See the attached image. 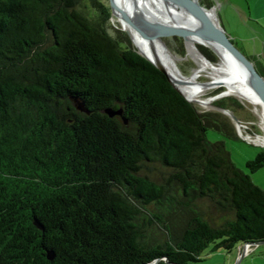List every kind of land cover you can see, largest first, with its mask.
Masks as SVG:
<instances>
[{"label": "trees", "instance_id": "16d2710c", "mask_svg": "<svg viewBox=\"0 0 264 264\" xmlns=\"http://www.w3.org/2000/svg\"><path fill=\"white\" fill-rule=\"evenodd\" d=\"M111 18L109 0H0V264H196L264 242V192L207 138L238 139L229 119Z\"/></svg>", "mask_w": 264, "mask_h": 264}, {"label": "bare ground", "instance_id": "6f19581e", "mask_svg": "<svg viewBox=\"0 0 264 264\" xmlns=\"http://www.w3.org/2000/svg\"><path fill=\"white\" fill-rule=\"evenodd\" d=\"M112 2L114 17L121 23L124 31L129 34L140 54L159 64L187 100L201 103L200 107L204 109L209 108L213 100H203L201 95L208 90L223 87L224 95L235 96L254 107H261L259 100L249 89L247 83L229 70L224 53L203 38L190 37L186 39L187 54L197 64V70L192 77L183 78L171 56L167 53L165 45L158 37L160 31L157 25L169 23L161 0H112ZM158 11L164 14L160 20L155 17V12ZM177 13L179 10L173 11L172 15ZM123 17H127L135 27L129 25L123 20ZM173 20L174 18L169 25L178 26ZM199 45L213 50L220 57L218 64L208 62L199 51ZM202 74H206L209 79L208 83L198 85L196 80ZM254 143L264 146V140L256 139Z\"/></svg>", "mask_w": 264, "mask_h": 264}, {"label": "rangeland", "instance_id": "374dc122", "mask_svg": "<svg viewBox=\"0 0 264 264\" xmlns=\"http://www.w3.org/2000/svg\"><path fill=\"white\" fill-rule=\"evenodd\" d=\"M211 8L212 7L207 8V9H211ZM212 15L215 17L214 14ZM111 23L114 27L118 28L119 30L121 31L124 30L121 26V23L118 22V20L114 17L113 14L111 18ZM158 37L161 39L160 41L164 45H166L165 48L167 47V49L170 52L169 53L168 50L166 49L167 53L171 56L173 62L176 64V67L178 71L180 72V74L183 76V78L192 77L194 72L197 70V64L192 58L188 56L186 45L183 42V40L179 38L180 41H177L175 37L163 38L160 36V34H158ZM234 44L236 45V43ZM133 46L136 47L135 45ZM199 46L202 47V45H199ZM203 48L209 50L213 55H215V53H213L210 49L204 46ZM176 49H180L182 51V54L181 55L177 54ZM218 62H219V59H218ZM218 62L216 64H218ZM197 79L198 80H196V84L198 85L206 84L208 83V80H209L206 74L200 75ZM223 90H224L223 87H219L217 89H211V90L204 92L201 96L203 100H207L223 92ZM229 99L234 100L235 102L233 103H238L241 106V108L240 109L238 108L235 110V108H233V106L230 105L232 101H229ZM220 100L227 101L228 103L227 106L232 112L227 109L225 110L229 111L237 119L239 123V126H236L235 123L229 117L221 114L227 119H229L231 126L233 127V131L238 137V139L228 138L227 136L220 134L218 132H215L213 130H208L207 138L211 142H215V141L223 142L229 153L230 160L233 163V165L237 169H239L240 171L248 175L252 183L255 186L259 187L264 192V167L252 173L246 167V163L248 161L253 160L256 157V155L260 151H262V149H264V146L254 143V140L256 139H259V141L264 140V109L260 106L254 107L251 104L235 96H223L220 98H216L213 100L212 105L206 109L200 107L201 103L199 102H191V103L195 105L197 109H199L200 112H218L212 106L219 107L216 104V102ZM158 172H161V171L158 169L157 171L149 173L150 177H152L154 181L156 182L157 181L160 182V177L157 174ZM177 199L178 201H180L179 193L177 194ZM225 214L218 213V214L213 215L215 219L214 222L218 223L220 221L219 218L221 216H225ZM178 218H181L180 215H178L176 218L172 220L176 221ZM152 233L154 236H157V235L159 236L161 234V232L158 230H154ZM211 247L212 246H209L207 249L203 251V253L201 254V261L196 264H237L238 256L236 255L235 250H232L230 252H226L225 250H222V249L211 251ZM240 254H241V251H238V255ZM238 264H264V244L252 246L250 252L244 255Z\"/></svg>", "mask_w": 264, "mask_h": 264}, {"label": "water", "instance_id": "95a60500", "mask_svg": "<svg viewBox=\"0 0 264 264\" xmlns=\"http://www.w3.org/2000/svg\"><path fill=\"white\" fill-rule=\"evenodd\" d=\"M161 1L163 3V6L165 7L164 9L167 13V21L169 23L167 25L163 23L157 25L160 31V36L163 38H171V37L181 38L184 43L186 42L187 38L200 37L209 41L211 44L215 45L218 49H220L224 53L229 70L233 73V75L239 77L241 80L247 83L249 89L256 96V98L259 100L261 107L264 109V79L256 71L253 62L249 60L237 48V46L233 43V41L226 35L224 30L221 28V26L217 21V18H215L211 14V11L215 9L214 8L207 9L203 7L200 4L199 0H161ZM109 2L113 14V2L112 0H109ZM176 10H179V13L172 15V12ZM163 15L164 14L159 11L155 12V17L159 18V20ZM173 18L175 20L176 25L178 26L169 25ZM123 20H125L129 25L134 26L133 23L129 19H127V17H123ZM126 34L129 37L132 44L134 45L129 34L127 32ZM136 51L140 54V52L137 49ZM211 51L215 53L213 50ZM140 55L143 58H145L147 61H149L152 65H154L157 70L162 72L166 76L169 84L173 87V89H175L181 96H183L180 90L168 78L165 70L159 64L152 62L150 59L146 58L142 54ZM215 55L220 60V57L216 53ZM223 96L226 95H224L221 92L210 99L214 100L216 98H220ZM187 101L190 102L189 100ZM212 107L215 108L219 113L229 117L235 123L236 126H239L237 119L229 111L217 106H212ZM107 114L113 116L114 114H120V112L114 113L112 111H107ZM260 244H264V242L257 243L254 245H260ZM242 257L243 254H241L240 258L237 260V264L240 262ZM153 264H155V262Z\"/></svg>", "mask_w": 264, "mask_h": 264}, {"label": "crops", "instance_id": "0c3cea01", "mask_svg": "<svg viewBox=\"0 0 264 264\" xmlns=\"http://www.w3.org/2000/svg\"><path fill=\"white\" fill-rule=\"evenodd\" d=\"M203 2L215 9L211 13L238 49L264 72V0ZM239 249L235 250L237 256Z\"/></svg>", "mask_w": 264, "mask_h": 264}, {"label": "built area", "instance_id": "2783aa9c", "mask_svg": "<svg viewBox=\"0 0 264 264\" xmlns=\"http://www.w3.org/2000/svg\"><path fill=\"white\" fill-rule=\"evenodd\" d=\"M252 246L254 245H250V244L244 245L243 247H241V249H239V251H241V254H243L244 256L250 252ZM241 254L238 255V259L240 258Z\"/></svg>", "mask_w": 264, "mask_h": 264}]
</instances>
